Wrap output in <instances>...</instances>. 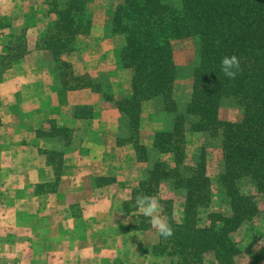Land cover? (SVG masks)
<instances>
[{
    "label": "trees",
    "instance_id": "1",
    "mask_svg": "<svg viewBox=\"0 0 264 264\" xmlns=\"http://www.w3.org/2000/svg\"><path fill=\"white\" fill-rule=\"evenodd\" d=\"M91 2L56 3L51 11L55 17L40 37L42 48L52 52L55 65L59 63L62 83L66 78L76 81L71 87L64 84L68 89L96 85L74 75L69 71L71 66L59 59L74 50L79 37L90 33ZM108 16L111 34L123 39L117 50L119 63L130 71L129 91L115 101V107L125 120L127 140L140 160H147V149L139 139L144 103L160 101L162 110L172 115L171 128L156 131L152 139V149L163 159L152 163L146 179L134 191V199L152 196L159 184L167 181L183 192V216L178 222L168 215L173 236L158 239L156 254L173 255L175 264H200L204 253L212 252L217 264H233L241 252L233 236L258 214L253 195L243 192L241 183L250 184L264 195V0H121ZM7 22L0 18V30L10 29V41L14 32L24 35L23 29L17 30ZM184 39L194 42L195 60L188 70L190 97L180 108L173 97L174 85L180 78L173 42ZM22 41L23 37L19 43L4 45L10 57L8 65L26 55ZM225 55H236L240 60L241 71L235 79L226 78L220 71ZM224 100L242 108L239 121L219 118ZM88 114V107L74 109L76 118H86ZM53 130L57 133L58 127ZM188 132L206 135L220 146L221 170L216 183L229 210L226 214H211L207 224L200 218V211L210 205L213 196L206 145L204 141L200 152L188 156ZM43 153L52 165V151ZM133 227L148 228L140 224Z\"/></svg>",
    "mask_w": 264,
    "mask_h": 264
},
{
    "label": "rangeland",
    "instance_id": "2",
    "mask_svg": "<svg viewBox=\"0 0 264 264\" xmlns=\"http://www.w3.org/2000/svg\"><path fill=\"white\" fill-rule=\"evenodd\" d=\"M65 1L1 0L0 14L5 12L4 20L8 21L7 23L16 27L17 30L23 29L22 44L26 49H30V53L27 52L26 54H32L31 57L28 54L34 69L30 70L32 81L29 83L27 92L30 96L40 92L38 91V84H34L32 78L41 77L42 79V76L45 75L50 82V92L54 93L53 100L49 102L40 101L42 111H44L42 114H31L26 117L20 113L21 116L18 115L14 118V127H20L25 117L26 126L29 125V128H32L33 122L35 123V127H38V129L36 128L37 135L43 138L46 144L44 150L52 151L50 158L54 167L56 169L58 167V174L64 172L65 169L64 150H66L67 155L77 154L81 150L80 147L71 146L74 140L82 143L83 139H88L102 146L103 148L100 149L94 147V149L87 150L94 160L99 161L97 165L103 166V169L99 171L104 174L88 177L86 187L91 190L92 187L109 186L111 199L109 200L108 193L91 195L90 198L96 207H89L86 211L80 205L78 207V204H73V214L76 218H80L78 220L82 225L86 220L90 221L91 226H93L92 230L96 229L99 234L109 235L108 233H112L111 236H126V251L113 264H175L176 259L173 255L167 252L161 255L156 254L158 239L148 223V219L136 209L134 199V191L139 189L140 184L146 179L147 171L152 163L159 158L163 159L162 155L152 149V139L156 131L171 128L172 115L162 110L163 106L160 101L144 103L139 139L140 143L145 145L147 149V160H140L133 144L127 140L128 132L125 120L115 107V101L129 91L130 79V71L121 67L117 56V50L123 45V39L119 35L111 34L109 29L108 14L115 9L121 0H92L88 6L92 21L90 33L78 38L72 52L59 57L60 61L71 66L69 71L80 79L84 77L91 80L93 84H96L95 88L68 89L64 86L65 84L67 87H71L76 81H72V78H66V82L62 83L61 73L57 69L59 63L55 65L52 52L42 48L40 37L49 21L55 17L51 11L56 3L62 5ZM7 31L10 32V29L0 30V80L5 77V73L10 67L11 70L14 69L20 61L8 65L10 57L4 45L7 47V43H19L22 37L19 33L14 32L10 41ZM173 50L175 62L180 67V78L174 85L173 97L180 108H183V104L187 103L191 92L188 70L195 60V45L191 39L177 40L173 42ZM2 57L5 59L2 60ZM34 63L39 64V68ZM26 79L28 80L29 77ZM39 81L38 83L42 82V80ZM42 86L43 93L44 87ZM21 100L22 98L17 97L16 102L21 103ZM26 101L24 99L23 103ZM1 102L2 100H0V105ZM77 106L88 107L89 114L86 118L74 116V109ZM242 114V108L230 100H224L219 109V118L223 121H239ZM8 124L7 118L4 121L0 118V127L3 128L4 126L3 130L0 128L1 141L5 139V127H8ZM93 126L97 127L94 133L92 131ZM55 127H58L57 133L53 130ZM49 132L54 134L50 135ZM17 139L19 141L18 137ZM204 141L207 174L213 187L210 205L200 211L201 220L207 224L211 214L216 212L226 214L229 207L224 195L217 190L216 178L221 170L219 143L206 135L188 132L185 135L187 154L191 156L200 152V148L204 146ZM82 153L86 154L85 150H81L80 154ZM43 155L46 156L45 153ZM241 190L253 195L258 205V214L234 234V240L241 252L233 264H264V195L258 194L246 182L241 183ZM34 191L42 194V184L35 185ZM152 196H156L160 200L163 214L167 217L172 215L178 222L181 220L184 200L181 190L164 181L159 184ZM34 217L24 212L13 213L12 211L0 210V239L7 237V235H14L16 250L12 254L18 257L15 263L19 262V258L22 257L18 251L23 252L22 246H28L29 229L16 228L14 234H7L6 231L12 229L7 226L14 220L28 224ZM135 224L148 228L136 229L133 227ZM10 264L13 262L11 261ZM23 264H38V262L25 260ZM200 264H217L214 254L212 252L204 253Z\"/></svg>",
    "mask_w": 264,
    "mask_h": 264
},
{
    "label": "crops",
    "instance_id": "3",
    "mask_svg": "<svg viewBox=\"0 0 264 264\" xmlns=\"http://www.w3.org/2000/svg\"><path fill=\"white\" fill-rule=\"evenodd\" d=\"M4 15L5 12H2L0 18L4 19ZM27 52L30 53L29 48ZM28 54L20 59L14 69L10 67L5 73L8 76L0 80V118L9 120L3 134L5 139L0 140V210L24 212L35 217L28 224L15 220L8 224L7 227L12 229L7 230V234H14L16 228L29 229L28 246L23 245L24 251H18L22 257L15 263L18 257L12 254L16 250L14 235L1 238L0 264H10L11 261L13 264H23L25 260L37 261L38 264H113L126 251V236H111L113 234L109 231V235L99 234L96 229L92 230L90 221L86 220L82 225L78 220L80 218H76L72 212L73 204L80 205L86 211L89 207L95 208L91 195L108 193L111 199L109 186L92 187L91 190L86 187L88 177L104 174L99 171L103 166L97 165L99 161L94 160L87 150L103 147L88 139H83L82 143L74 140L71 146L80 147L86 154H80V150L77 154L67 155L64 150L65 169L56 177L53 164L50 165L43 155L46 144L37 135L38 127L33 122L32 129L25 123L29 115L44 112L41 100L49 102L54 98L45 75L42 79L32 78L40 92L32 96L27 92L32 81L30 70L34 69L29 61L32 54ZM35 66L39 68L40 65L36 63ZM39 80L42 82L38 83ZM41 85L44 87L43 93ZM17 97L22 98L21 103L16 102ZM24 99L27 100L25 103ZM20 113L26 117L23 124L15 128L14 118ZM92 128L94 133L97 127ZM39 184H42V194L34 191V186Z\"/></svg>",
    "mask_w": 264,
    "mask_h": 264
},
{
    "label": "clouds",
    "instance_id": "4",
    "mask_svg": "<svg viewBox=\"0 0 264 264\" xmlns=\"http://www.w3.org/2000/svg\"><path fill=\"white\" fill-rule=\"evenodd\" d=\"M179 8L180 5H177ZM220 71L228 79H235L241 71L240 60L236 55H225L220 61ZM138 212L148 219L157 239H168L173 236V227L168 217L163 214L160 200L156 196L139 195L135 199Z\"/></svg>",
    "mask_w": 264,
    "mask_h": 264
}]
</instances>
